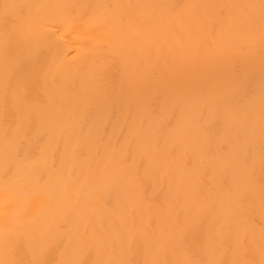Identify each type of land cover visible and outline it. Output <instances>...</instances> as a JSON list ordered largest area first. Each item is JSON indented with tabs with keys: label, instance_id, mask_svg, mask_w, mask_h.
<instances>
[{
	"label": "bare ground",
	"instance_id": "1",
	"mask_svg": "<svg viewBox=\"0 0 264 264\" xmlns=\"http://www.w3.org/2000/svg\"><path fill=\"white\" fill-rule=\"evenodd\" d=\"M0 264H264V0H0Z\"/></svg>",
	"mask_w": 264,
	"mask_h": 264
}]
</instances>
